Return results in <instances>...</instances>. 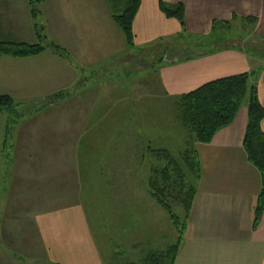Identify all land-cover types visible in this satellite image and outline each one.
<instances>
[{
	"label": "crops",
	"instance_id": "1",
	"mask_svg": "<svg viewBox=\"0 0 264 264\" xmlns=\"http://www.w3.org/2000/svg\"><path fill=\"white\" fill-rule=\"evenodd\" d=\"M161 2L183 4L187 38L176 40L182 26L161 12ZM114 3L116 0H45L35 20L28 0H0L1 29L17 27L21 12H29V19L25 14L22 22L27 24L33 43L11 42L47 46L52 41L69 56L67 59L47 49L31 58H0V94L13 99L9 92L1 91L8 89L6 86L14 78L10 67H20L21 62L22 80L16 79L26 100L42 101L66 91L65 99L56 101L69 100L76 107L79 105L74 94L87 92L85 98H94L99 88L97 80L101 81L99 77L110 69L127 68L129 73L130 67L149 72L157 68L159 88L152 86L150 90L156 93L162 90L164 96L175 100L207 83L264 67V0H142L133 23L134 46H129L113 20ZM40 18L43 24H38ZM215 23L220 24L219 32L228 42L210 46ZM239 28L247 29V34L233 35ZM165 43L182 48L180 57L184 60L150 65L149 61L156 59V52ZM95 79L97 86L89 87ZM258 93L264 107V71ZM82 102L86 106L92 104L88 99ZM247 124L248 108L242 105L235 121L219 131L211 143H195L200 179L175 264H264V214L258 228H253L262 176L249 162L244 149ZM261 128L264 132V120ZM60 138L73 139L62 135ZM80 142L79 138L75 147H71L70 163L66 160L69 154L57 150L61 152V162L53 167L61 172L58 177L65 176L66 193L57 196V191L48 189L57 190V184L56 188L47 184L43 185L42 193L38 189L32 198L36 209L30 217L33 234L29 254L0 246V264H105L77 189L80 173L90 176L98 154L81 147ZM14 146L19 149L21 144L16 141ZM120 164L125 173L140 167L128 157ZM40 169L42 174L52 172L53 168Z\"/></svg>",
	"mask_w": 264,
	"mask_h": 264
},
{
	"label": "rangeland",
	"instance_id": "2",
	"mask_svg": "<svg viewBox=\"0 0 264 264\" xmlns=\"http://www.w3.org/2000/svg\"><path fill=\"white\" fill-rule=\"evenodd\" d=\"M26 11L21 12L17 27L0 28V41L33 43L27 24L22 22L25 14L29 19ZM40 23L43 24L41 18ZM246 30L239 28L232 34L242 37ZM21 65L10 67L14 78L6 86L8 89L1 91L11 94L16 108L12 114L0 111V244H4L0 246L29 254L33 234L30 217L36 209L32 198L47 184L54 185L53 188L57 184V190L47 187L57 191V196L66 193L67 180L64 181L65 176L58 177L61 172L55 171L53 165L61 162L62 155L57 150L67 152L66 160L70 163L71 147H75L79 138L81 147L98 154L90 176L80 173L77 189L105 264H143L149 254L165 252L175 244L177 230L168 212L147 188L151 170L160 161L153 156L149 158L145 147L150 143L154 149H169L178 156L187 133L180 124L174 100L164 96L162 90L157 93L150 90L152 86L159 88L157 68L149 72L130 67L129 73L127 68L110 69L99 77L101 81L95 79L89 84V87L96 85L97 80L99 85L94 98H85L87 92L74 94L79 105L76 107L69 100L58 103L55 99L42 106L41 100H26L17 80H22V62ZM85 99L92 104L83 105ZM245 105L248 108V99ZM61 135L73 139L62 141ZM16 141L21 144L19 149L14 146ZM127 157L131 163L140 165L137 171L125 173L120 162ZM41 163L45 170L53 168L52 172L41 174ZM173 205L184 218L180 204Z\"/></svg>",
	"mask_w": 264,
	"mask_h": 264
},
{
	"label": "trees",
	"instance_id": "3",
	"mask_svg": "<svg viewBox=\"0 0 264 264\" xmlns=\"http://www.w3.org/2000/svg\"><path fill=\"white\" fill-rule=\"evenodd\" d=\"M44 1L28 0L31 15L35 20L40 16L39 6ZM141 4L142 0H116L113 4V20L122 30L129 46H134L133 23ZM159 8L167 18L175 19L181 24L183 30L176 40L185 39L187 34L183 4L169 5L161 2ZM220 27V24L213 25L212 40L208 45L215 46L228 42L222 38V32H219ZM47 49H52L61 57L67 59L69 57L65 50L52 41H49L47 46L0 41V58H31L42 54ZM182 52V48L175 47L173 43L161 44L156 52V59L153 62L149 61V64L155 62L171 64L182 61L184 60L180 57ZM263 71L264 67L251 73L219 79L195 91L178 96L174 100L180 124L187 133L179 157L169 149H154L150 143L145 149L149 158L153 156L160 161V165L163 163L161 166L152 168L147 188L151 196L168 212L177 230L178 238L176 243L165 252L149 254L143 264H175L200 179L201 168L194 145L195 143H211L219 131L229 127L235 121L246 99H248V124L244 149L249 162L258 169L262 176V188L255 207L253 225L254 229L258 228L264 214V132L261 128L264 120V107L260 103L258 93V82ZM67 94L63 91L54 98L62 100ZM15 108L16 104L11 97L0 94V111L12 114ZM173 203H179L184 209V218L176 213Z\"/></svg>",
	"mask_w": 264,
	"mask_h": 264
},
{
	"label": "water",
	"instance_id": "4",
	"mask_svg": "<svg viewBox=\"0 0 264 264\" xmlns=\"http://www.w3.org/2000/svg\"><path fill=\"white\" fill-rule=\"evenodd\" d=\"M55 100L54 96H49L46 99H44L43 101L40 102V105L42 106L44 103L46 102H53Z\"/></svg>",
	"mask_w": 264,
	"mask_h": 264
}]
</instances>
